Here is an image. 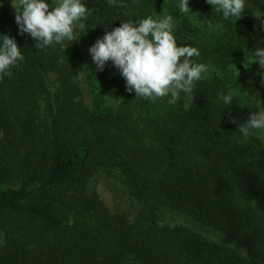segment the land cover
Masks as SVG:
<instances>
[{"label":"trees","instance_id":"obj_1","mask_svg":"<svg viewBox=\"0 0 264 264\" xmlns=\"http://www.w3.org/2000/svg\"><path fill=\"white\" fill-rule=\"evenodd\" d=\"M250 1L264 14V0ZM85 2L92 10L86 30L64 53L35 48L17 34L16 14L0 10V34L14 37L25 57L0 80V264H264V151L226 118L229 110L236 117L238 105L222 109L217 98L226 93L229 67L264 47L255 16L230 22L206 8L226 27L206 34L179 12L177 0ZM162 10L177 18V38L184 33L178 46L198 48L194 59L224 76L199 83L189 107L183 98L171 106L167 98L149 103L127 93L109 62L98 73L122 103L102 107L96 93L95 108L85 107L76 78L85 68L96 71L88 48L121 22ZM101 169L125 178L136 202L132 221L87 193ZM9 182L19 188L5 189ZM159 214L193 228L160 226Z\"/></svg>","mask_w":264,"mask_h":264},{"label":"clouds","instance_id":"obj_2","mask_svg":"<svg viewBox=\"0 0 264 264\" xmlns=\"http://www.w3.org/2000/svg\"><path fill=\"white\" fill-rule=\"evenodd\" d=\"M212 12L220 14L225 21L240 20L250 0H205ZM108 6L117 5V0H106ZM190 0H177L180 13L195 15L189 7ZM16 10L15 24L17 34L34 41L37 49L59 47L64 53L68 42H76L77 31L86 30V22L92 10L86 6L85 0H56L55 5L49 0H12ZM121 6H126L121 4ZM0 7L3 4L0 3ZM17 7L19 11H17ZM258 12V11H257ZM264 15L258 12L256 17ZM161 18H146L121 22L111 31H105L101 38L88 48V54L97 72H103L111 66L125 81V90L135 97L148 101L167 98V104L175 106L182 98L192 103L196 87L209 80L213 75L221 74L215 66L200 62V50L188 44H179L176 35L177 18L171 14H160ZM209 24L210 20L202 21ZM264 26V20L261 21ZM222 29L223 25H217ZM249 65L255 63L259 71V87L252 85L246 93L244 101L229 91L218 94L222 109H230L233 102L239 106H248L247 119L239 124L231 110L225 113L230 123L239 124V132L244 137H264V47H256L248 54ZM25 57L17 40L8 34H0V80L13 75L12 69L18 67ZM236 69V68H235ZM240 73L236 70V80Z\"/></svg>","mask_w":264,"mask_h":264},{"label":"rangeland","instance_id":"obj_3","mask_svg":"<svg viewBox=\"0 0 264 264\" xmlns=\"http://www.w3.org/2000/svg\"><path fill=\"white\" fill-rule=\"evenodd\" d=\"M0 3L3 4V7H0V10H5L10 16H14L16 13L15 8L12 6V1L7 2L5 0H0ZM189 7L192 10V13L197 14L195 15H187L182 14L188 22L193 27H198L206 34H221L226 29L224 23L212 21L211 24L207 22H203L205 20H210L209 14L206 13L204 10L206 8H211L205 0H190ZM212 9V8H211ZM17 11L19 8L17 7ZM255 9L250 1V7L246 8L245 16L249 14H253L258 21L261 30L264 35V26H262L261 21L263 20V15L260 17H256L258 15V11ZM261 13V12H260ZM160 14H165V10L156 12L153 18H161ZM218 14V13H217ZM263 14V13H262ZM220 15V14H219ZM221 16V15H220ZM230 22H238L234 19L228 20ZM217 25H223V28L220 29ZM190 36V35H189ZM185 37L184 33L179 34L178 38ZM248 55L244 56L240 61L231 65L229 67V82L226 84V93L231 91L237 96L238 101H244L246 99V93L252 85L249 84V80L251 79L256 87H259V77L254 76V73L259 71L258 65L255 63L248 64ZM236 68V69H235ZM236 70L240 73L239 77L236 80ZM220 76L216 77L213 75L209 80H206L208 84H213L215 80L224 76V74L219 70ZM49 87L50 90L53 91L55 88V79L53 75L49 76ZM91 82L96 85V89L94 90L91 87ZM76 83L80 88L81 95L80 99L82 100L85 107L89 110L95 108L94 106V98L97 97L96 93L101 97L102 107H109L112 109H117L123 101V96L121 93L115 89L107 85V83L103 80L97 71H93L90 67L85 68L81 72H79ZM261 92L264 93V89H261ZM98 98V97H97ZM236 103V102H235ZM238 105V103H236ZM191 102L185 100V106L189 107ZM239 112L236 115L239 124H242L246 119L250 111H256L253 107L249 109L248 106H239ZM239 124H237L239 128ZM2 133L0 131V137ZM260 147L264 151V137L256 138ZM20 182H9L5 184L3 187L5 189H17L19 188ZM87 193L89 195L96 194L99 199L103 202L106 206L108 211L111 214H123L129 221H132L136 215V202L133 196L130 193L129 187L123 175L116 170H104L101 169L94 173V175L89 179L87 183ZM158 223L160 226H167V227H175V226H182V227H189L193 228L189 223L185 220L175 217L170 214H159ZM199 234L205 236L211 241L217 242L218 239L211 233H207L201 229H195ZM1 242V241H0ZM125 264H138L135 261H128Z\"/></svg>","mask_w":264,"mask_h":264}]
</instances>
